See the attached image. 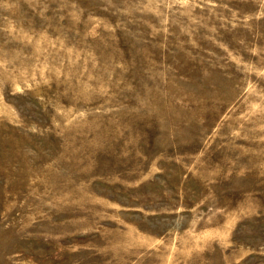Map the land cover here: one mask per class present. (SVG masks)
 Wrapping results in <instances>:
<instances>
[{
	"label": "rangeland",
	"instance_id": "1",
	"mask_svg": "<svg viewBox=\"0 0 264 264\" xmlns=\"http://www.w3.org/2000/svg\"><path fill=\"white\" fill-rule=\"evenodd\" d=\"M0 264H264V0H0Z\"/></svg>",
	"mask_w": 264,
	"mask_h": 264
}]
</instances>
